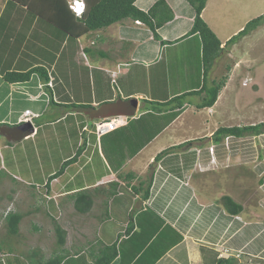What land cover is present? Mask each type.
Here are the masks:
<instances>
[{
    "label": "crops",
    "instance_id": "0c3cea01",
    "mask_svg": "<svg viewBox=\"0 0 264 264\" xmlns=\"http://www.w3.org/2000/svg\"><path fill=\"white\" fill-rule=\"evenodd\" d=\"M97 1L83 0L85 9L78 17L69 8L70 0H0V123L32 126L18 140L0 135V253L11 254L0 264H41L54 251L64 255L59 264H123L125 258L124 264H216L219 256L236 264H263L264 239L255 237L264 221L242 218L243 208L230 213L220 207V199L202 208L207 197L196 195L189 180L195 173L193 161L203 157L208 164L220 158L211 156L212 151L200 156V147L193 149V143L181 146L210 138L218 128L214 122L200 134L192 129L202 114L211 116L220 92L211 107L196 108L202 100L198 95L194 104L187 96L178 112L171 104L156 108L203 86L201 39L189 33L194 8L187 0H164L173 18L155 31L133 18L87 31L81 20ZM156 1L135 0L134 5L147 11ZM217 1L207 0L201 13L214 30L211 21L217 22L207 10L218 9ZM219 40L223 47L226 42ZM97 44L99 48L93 47ZM135 59L141 60L140 66ZM36 67L47 79L44 72H33L25 82L8 83L3 77L8 71ZM134 67H140L137 73ZM138 78L145 79V87ZM26 109L31 111L28 116ZM112 118L120 123L98 135L95 124ZM157 123L160 127L153 132L150 126ZM146 131L150 134L144 139ZM64 142L65 151L72 147L73 152L65 157L58 153L62 159L56 168L43 172L31 163L42 156V149L50 158L62 152ZM175 145L181 146L179 152L174 149L155 159ZM79 147L77 158L56 174ZM192 150L196 157L185 161ZM226 162L224 167L232 165ZM36 179L42 182L35 184ZM149 183L145 199L141 190ZM82 190L86 194L78 196ZM84 195L92 203L80 212L75 205L84 204ZM15 213L22 217L17 233L10 234L7 217ZM24 219L25 232L44 236L45 242L25 239L20 225ZM54 223L65 231L61 245ZM258 231L264 236L261 227ZM20 243L25 250L17 249Z\"/></svg>",
    "mask_w": 264,
    "mask_h": 264
},
{
    "label": "rangeland",
    "instance_id": "374dc122",
    "mask_svg": "<svg viewBox=\"0 0 264 264\" xmlns=\"http://www.w3.org/2000/svg\"><path fill=\"white\" fill-rule=\"evenodd\" d=\"M215 4L218 5V9L212 10V8H210L207 12L215 17L217 25H215L214 21L213 23L211 21V24L215 26L217 33L210 25L206 24L215 35L218 36L219 39H223L224 42L228 39L229 34L230 37L233 36L245 27L249 21L264 14V0H219ZM241 25L242 27L236 30V27H240ZM102 28L104 27L100 29ZM234 31L235 33L232 34ZM93 47L99 48L100 44L94 45ZM225 49L222 56L213 61L206 84H213L215 80H221L224 75H227V80L224 83V89L222 87L219 91V98L217 96L218 100L216 98L217 103L211 107L209 111L211 116L206 117L202 114V119L196 123L195 127H192V129L198 130V134H200L201 131L204 132L209 130V128L213 127L215 124L218 125L217 127L242 126L255 123L264 124V21L259 26L249 29L247 34L238 38V40L236 39L234 43L226 46ZM111 50L114 52L112 48H110V51ZM134 61H136L135 63L137 66H140L139 63H141V60L138 61V59H135ZM139 69L140 67H134L133 71L137 73ZM231 70L234 72L229 74ZM142 76L147 78L144 73H142ZM138 84L139 86L145 87V79L139 80L138 78ZM112 93L115 99L119 98L117 91H112ZM197 96L198 95H190L187 98V102L190 104L196 103V101H199V97ZM201 96L203 97V93ZM185 100L183 101L185 102ZM168 106H170V104H168ZM159 107L161 110L165 108L160 105ZM204 113L208 115L207 110L204 111ZM148 120V118L145 119L146 122ZM156 121H159V119H156ZM145 125L147 126V124ZM159 127L160 123H157L150 126V129L153 128L152 131L155 132ZM192 129L190 130L192 131ZM148 134L150 133L146 131L142 137L145 139L149 136ZM212 134H210V138L205 137V135L204 138L201 137L196 140H191H194L192 142L193 149H195L194 147H200V149H197L200 156L203 154L206 155L211 151V156L213 154H216V157L220 156V158H216V163L209 158L212 162L206 164L207 161H203V157H199L196 162L193 161L191 163L195 170V173L189 178L191 185L195 188V193L198 192L196 195L207 197L206 201H202V208L213 202L217 203L216 201H218V199H222L223 196L229 195V197L233 198L242 206L246 214L242 216V218L246 216L257 222L259 220L264 221V186L262 185L264 182V134L224 136L223 142L219 143V145L211 146L209 144L212 143L208 144V142L213 140ZM2 136H6V134L4 135L3 133ZM202 145H205L204 148ZM66 146H68L67 143H65V147L62 148V152L54 153L52 158L48 157L50 155L45 153L42 149V153L44 152L42 156H39L36 160L32 158L31 163L37 167H41L43 172H46L47 169L51 167L56 168L59 164L58 161H60L62 157H65L66 153L73 152L72 147L66 152ZM186 146H188V143L184 144L182 147ZM193 151L195 150L188 153L187 156L189 158L185 159V161L190 162L193 157H196ZM170 152L171 150H168V153ZM177 152H179V150L175 149L174 153ZM58 153H61L62 157H58ZM227 160L229 164L232 165L224 167ZM174 161L177 163L178 159ZM235 162L236 164H233ZM82 176L84 179H87V175L82 174ZM232 178L235 180L234 184L226 182V180L231 181ZM180 179L187 180V177ZM41 182L42 181H38L37 179L34 180L35 184H40ZM43 190L45 189L43 188ZM81 192L86 194L85 190ZM211 196L213 197L212 200L210 199ZM197 201L199 200H196V202ZM220 204L222 205L221 201ZM220 207L224 208L223 206ZM21 208L22 205L20 206V209ZM101 211L104 212L105 210ZM27 221V219H24L20 224L25 239H30L32 244H36L38 240L45 242L44 240H46V238L44 236L43 239L40 235L31 237L28 232H25V222ZM260 227L264 230V224L259 226L258 230H260ZM258 230L256 231V237L253 235V240L254 237L256 241L264 239L263 233ZM23 244L24 243H20L17 249L25 250L24 247L21 246ZM10 256L11 254L2 255L0 253V260H4L3 257L7 260ZM214 256L215 255H211V258ZM126 261L127 258L124 259L123 264L126 263Z\"/></svg>",
    "mask_w": 264,
    "mask_h": 264
},
{
    "label": "trees",
    "instance_id": "16d2710c",
    "mask_svg": "<svg viewBox=\"0 0 264 264\" xmlns=\"http://www.w3.org/2000/svg\"><path fill=\"white\" fill-rule=\"evenodd\" d=\"M135 0H98L94 5H92L89 13L85 19L81 20L84 23V28L87 31H91L94 29H98L101 27L108 26L116 21L125 19V18H133L138 19L149 26L153 31L157 28L161 27L165 22L173 18V13L169 6L166 4L164 0H157L147 11L141 10L134 5ZM189 4L194 8V22L193 26L190 29L189 33H198L202 43V61L204 66V83L203 86L197 91H191L188 93H184L178 96L173 97L169 101L166 102H159L158 105H168L171 104V109L177 108V112L180 110L182 105L184 104L185 98L190 95H202V100L196 103V108L202 107H211L218 94L219 91L224 86L225 81L227 80V75H224L221 80H215L213 84H206L208 79L209 70L213 65V61L222 55V52L225 50V47L234 43L235 40L241 38L245 34L248 33L249 29L259 26L264 21V14L256 17L254 20L249 21L245 27H243L240 31H238L235 35L230 37L225 45L221 47V42L219 38L215 35V33L209 28L206 22L203 20L201 13L203 8L205 7L207 0H187ZM82 17V16H81ZM228 69V68H227ZM33 72H40L43 73L44 71L41 67H36L35 69H31L30 71L26 72H15V71H8L5 72L3 77L4 79L9 82H25L28 81L31 74ZM43 75V74H42ZM47 79V75L44 72L43 77ZM48 86H50V81H48ZM84 106V105H83ZM160 109V108H159ZM177 113H175L176 115ZM22 128V129H21ZM21 129V130H20ZM32 126L26 124L24 127L19 125H11L7 123H0V135L4 133L8 138L18 140L20 136L22 137L25 134H29L31 132ZM260 135L264 134V124L263 123H255L250 125H242V126H224L218 127L216 131L212 134L213 142H220L222 138L229 135L235 136H244V135ZM222 137V138H221ZM194 141V140H193ZM193 141H186L188 145ZM183 144V145H184ZM181 145V146H183ZM180 145H175L173 147H169L164 149L163 151L159 152L155 159H159L161 156L166 155L168 150H174L179 147ZM82 148V147H81ZM81 152L80 147L77 149L75 155L70 159L65 160L61 168L57 170L56 174H59L66 165L73 162L77 155ZM149 186L150 183L146 186L145 189H142V196L143 198L147 199L149 196ZM135 192H138V188H134ZM112 192V191H111ZM78 196H81L83 192L77 193ZM85 202L83 205H80L79 202H76V209L80 212L87 210L90 206L92 201L87 198V195H84ZM222 206L228 210V212H232L233 214L239 212L242 209V206L235 202L231 197L228 195L223 196L220 199ZM10 217L12 218L10 220ZM21 214L15 213L8 215L7 219V228L8 233L15 234L18 231V224L21 219ZM54 230L56 235V242L58 245H61L65 241V231L57 224L54 223ZM113 253L112 255L115 256V249L112 247ZM64 255L61 252L54 251L50 258L44 260L41 264H59L63 260ZM107 259H105L106 261ZM108 261V260H107ZM216 264H236L235 261L230 257H222L215 261ZM264 264V263H263Z\"/></svg>",
    "mask_w": 264,
    "mask_h": 264
},
{
    "label": "bare ground",
    "instance_id": "6f19581e",
    "mask_svg": "<svg viewBox=\"0 0 264 264\" xmlns=\"http://www.w3.org/2000/svg\"><path fill=\"white\" fill-rule=\"evenodd\" d=\"M69 8L75 13V15L76 16H78V17H81L82 15H83V12H84V3H83V0H80V1H76V0H70V3H69ZM77 9H80V11L78 12V10ZM112 119H114V118H112ZM111 119H107V121H110ZM115 123V125L116 124H118V123H120V120H119V122L118 121H115L114 122ZM26 125V124H28V125H30L29 123H22L21 125ZM20 125V124H19ZM108 125V124H107ZM95 127V126H94ZM230 136V135H229ZM229 136H226V137H229ZM209 138V137H208ZM224 138L225 137H223L222 138V140L220 141V142H213V140H210L209 142H208V144L209 143H212V144H215V145H217V144H219V143H221V142H223V140H224ZM207 145V144H206ZM210 145V144H209ZM204 146L205 145H202V147L204 148ZM195 148V147H194ZM206 148V147H205ZM207 149V148H206ZM208 150V149H207Z\"/></svg>",
    "mask_w": 264,
    "mask_h": 264
},
{
    "label": "built area",
    "instance_id": "2783aa9c",
    "mask_svg": "<svg viewBox=\"0 0 264 264\" xmlns=\"http://www.w3.org/2000/svg\"><path fill=\"white\" fill-rule=\"evenodd\" d=\"M78 12L80 11V9H77ZM24 114L26 116L30 115L31 114V111L29 109H26L24 111ZM118 119H111L110 121H100V122H97L95 124V131L97 132L98 135H101L105 132H108L109 130H112L114 129L117 124L115 125V121H117ZM108 124V125H107Z\"/></svg>",
    "mask_w": 264,
    "mask_h": 264
},
{
    "label": "clouds",
    "instance_id": "9594fccd",
    "mask_svg": "<svg viewBox=\"0 0 264 264\" xmlns=\"http://www.w3.org/2000/svg\"><path fill=\"white\" fill-rule=\"evenodd\" d=\"M76 1H80V0H76Z\"/></svg>",
    "mask_w": 264,
    "mask_h": 264
}]
</instances>
